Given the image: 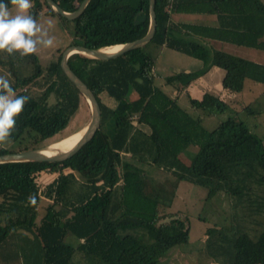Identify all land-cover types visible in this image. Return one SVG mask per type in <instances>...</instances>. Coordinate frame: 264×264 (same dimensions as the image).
<instances>
[{"label":"trees","instance_id":"16d2710c","mask_svg":"<svg viewBox=\"0 0 264 264\" xmlns=\"http://www.w3.org/2000/svg\"><path fill=\"white\" fill-rule=\"evenodd\" d=\"M53 1L71 13L83 0ZM32 3L35 19L58 16L71 45L88 49L141 39L150 25L149 0H91L73 21L52 11L45 0ZM155 14L156 32L148 44L223 70L227 95L242 93L247 80L264 85V65L211 49L212 42H222L264 51V0H155ZM176 16L214 20L179 22ZM146 46L106 61L70 56L69 66L99 103L100 128L66 161L0 165V264H160L189 243L190 227L187 217L166 203L163 189L146 185L144 167L205 188L207 199L220 192L230 197L229 225L205 232L204 253L211 262L264 264V222L258 221L264 219V140L237 117L207 130L200 116L177 103L207 68L167 79L177 92L170 98L155 87L156 61ZM61 57L58 51L43 66L35 53L0 52V68L12 77L15 93L29 97L6 138L19 145V152L57 142L50 141L82 104L89 110L63 73ZM189 102L204 116L230 109L209 93ZM241 112L255 114L250 107ZM191 145L198 149L187 164L180 155ZM8 153L0 148V155ZM18 241L20 253L12 249Z\"/></svg>","mask_w":264,"mask_h":264},{"label":"rangeland","instance_id":"374dc122","mask_svg":"<svg viewBox=\"0 0 264 264\" xmlns=\"http://www.w3.org/2000/svg\"><path fill=\"white\" fill-rule=\"evenodd\" d=\"M34 6L35 4L32 3L31 9ZM10 11L15 14L16 10L12 7ZM182 18L183 21H194L195 23H203L206 22L205 20H209L207 17L204 18L202 16H183ZM210 18V20H214V17ZM36 21L43 27L48 28L49 35L54 37L55 40L53 47L43 48L38 46L35 52L41 65L45 66L58 51L64 52L67 47L71 46L73 40L69 35L66 24L58 16L41 14ZM49 21H51V27H48ZM212 46L211 49L223 51L232 56L264 65V51L222 42H212ZM144 51L150 54L156 61L154 67L155 87L160 88L170 98H175L177 92L174 87L166 84L167 79L175 74L193 73L207 68L202 76L180 94L177 102L178 106L190 115L194 117L200 116L207 130L211 131L215 129L229 117H237L238 120L248 126L254 135L264 140V85L247 80L242 93L234 96L227 95L222 89L224 71L216 67H209V62L194 59L170 49L159 47L153 43L148 44L144 48ZM0 76L9 81L12 80L8 71L3 68H0ZM204 93L221 97L229 104L230 109L222 114L212 116H204L202 112L192 109L189 99H200ZM50 102H54V99L51 98ZM106 104L112 105L107 100ZM244 107H250L255 114L249 115L241 112ZM90 118V109L88 110L86 105L82 104L81 108L73 116L70 124L50 142L60 141L80 131L87 126ZM1 147L6 148L12 153L19 152V145L8 139L0 141ZM197 149L196 146H189L186 151L181 153V160L184 163L190 164ZM144 168L146 185L153 186L155 190L163 189L166 203L171 204L173 211H178L185 215L189 221V243L179 246L170 252L160 264H214L204 253V236L206 230L211 227L229 225L233 210L230 197L220 192L213 198L207 199L208 192L205 188L194 186L187 182L180 183L175 178L154 168ZM46 206L47 204L42 205L39 214L40 218L44 216ZM258 221L263 223L264 219L259 218ZM21 246L22 244L19 241L18 243L14 242L12 249L15 248L16 252L20 253Z\"/></svg>","mask_w":264,"mask_h":264},{"label":"water","instance_id":"95a60500","mask_svg":"<svg viewBox=\"0 0 264 264\" xmlns=\"http://www.w3.org/2000/svg\"><path fill=\"white\" fill-rule=\"evenodd\" d=\"M91 0H83L78 9L74 12H65L57 5L53 0H45L47 6L56 14L64 17L69 21H73L81 16L85 8ZM149 18L150 25L147 34L138 40L119 45V50L115 52H106L105 49H88L83 46H69L64 52L60 61V67L70 82L80 91L84 99L86 100L90 112L91 118L80 140L70 149L66 151L55 149L51 154H48V150L52 149L55 145H59L63 142V139L41 147L38 149L8 153L0 155V165L8 163H26V162H63L72 158L77 152L81 150L88 142H90L95 136L96 132L100 128L101 111L99 103L94 96L93 92L87 87V85L73 72L69 66L68 60L73 54H82L94 60L106 61L115 59L122 56L132 50L142 48L146 46L154 37L157 27L156 14H155V0H149Z\"/></svg>","mask_w":264,"mask_h":264},{"label":"clouds","instance_id":"9594fccd","mask_svg":"<svg viewBox=\"0 0 264 264\" xmlns=\"http://www.w3.org/2000/svg\"><path fill=\"white\" fill-rule=\"evenodd\" d=\"M9 5L15 8V14ZM31 7L32 0H0V52L25 56L35 53L38 46H54V37L30 14ZM28 100L27 95H17L9 80L0 76V141L10 136Z\"/></svg>","mask_w":264,"mask_h":264},{"label":"bare ground","instance_id":"6f19581e","mask_svg":"<svg viewBox=\"0 0 264 264\" xmlns=\"http://www.w3.org/2000/svg\"><path fill=\"white\" fill-rule=\"evenodd\" d=\"M119 48H120V46H113V47L106 48L105 51L109 52V53L115 52V51L119 50ZM85 127L82 128L80 131L72 134L71 136L64 138L63 142L61 144L55 145L52 149L48 150L47 153L51 154L52 151H54L55 149L66 151V150L72 148L80 140V138H81V136L85 130ZM55 144H56V142H55Z\"/></svg>","mask_w":264,"mask_h":264},{"label":"crops","instance_id":"0c3cea01","mask_svg":"<svg viewBox=\"0 0 264 264\" xmlns=\"http://www.w3.org/2000/svg\"><path fill=\"white\" fill-rule=\"evenodd\" d=\"M182 17H183V16H176L175 19H176L177 21L181 22L182 19H183ZM184 17H185V16H184ZM202 17H204V18L207 17V19H209V20H205L207 23L212 22V20H210V19H211V18H210L211 16H202ZM208 17H209V18H208ZM192 22H194V21H192ZM163 48H164V47H163Z\"/></svg>","mask_w":264,"mask_h":264}]
</instances>
